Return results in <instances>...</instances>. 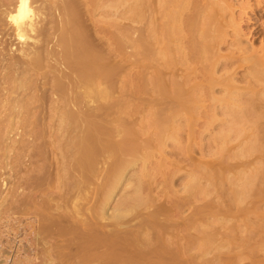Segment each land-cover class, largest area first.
<instances>
[{"label": "rangeland", "instance_id": "1", "mask_svg": "<svg viewBox=\"0 0 264 264\" xmlns=\"http://www.w3.org/2000/svg\"><path fill=\"white\" fill-rule=\"evenodd\" d=\"M140 1L27 0L31 24L20 35L10 16L19 0H0V264H264V79L255 80L248 63L233 68L245 91L230 100L241 118L225 112L228 99L215 104L226 118L206 100L202 111L195 109L202 114L209 103L207 114L220 112L216 119L195 114L188 120L182 108L185 119L180 111L182 118L174 115L175 102L154 84V47L142 52ZM257 21L243 23L245 35L255 31L246 47L264 45V15ZM61 31H69L64 39L70 41H60ZM82 74L98 83L97 94ZM123 144L140 149L116 187L109 180ZM108 184L116 190L101 216ZM81 187L76 208L67 198L80 197ZM122 197L136 202L124 204Z\"/></svg>", "mask_w": 264, "mask_h": 264}, {"label": "bare ground", "instance_id": "2", "mask_svg": "<svg viewBox=\"0 0 264 264\" xmlns=\"http://www.w3.org/2000/svg\"><path fill=\"white\" fill-rule=\"evenodd\" d=\"M152 0H141L140 2L142 3L141 6L142 8L140 7L139 10H142L143 12L139 13V15L141 14V18L143 17L144 21H143V24L145 25H142V22H141V25L145 28H141V30L143 29L144 33H142V39L143 42L145 43V47H142L144 43H142V48H143V51L142 52H145L144 53V56L148 55V52H150V46L151 47H154L152 52L153 54V51H154V54L156 56V67H157V70H158V80H154V84L155 82H157V85H159V89H160V92L162 94H169V96L173 99V101L175 102L176 104V109L178 108H182V112L185 111V115H187V119L190 120L189 118H192L193 120V115L197 116V118H200L203 116V118H205V115L207 116V118H215L216 119V114L218 115L221 111L220 114L224 115L223 113H228L229 116L232 117L233 115V118H235V116L237 117V115H239L238 117L241 118V116L244 114H242L241 110H240V114L239 113V109L237 107V110H236V103L233 102L235 101L236 99L234 97L237 98L236 94L238 92L237 95H238V98L240 97L241 94H243L244 92H241L240 89H239V86H238V81L236 83V80H234L235 76L238 77V72L236 73V71H234L235 68H237L239 70V68L243 67V63L245 62L246 64H250L249 68L251 69V71L249 70V68L247 69L248 71L247 72H250V74H253V76L255 77L254 79L258 81V78H262L264 79V76L262 77L261 75H264V45L261 44V42H259L260 44L258 46H254L253 43H251L250 46L247 45L244 46L243 44H245V42L248 39V36L247 33L245 35V28H244V25L243 23H247V22H252V23H257L258 19H262V16L264 15V0H155V5L153 4H150ZM154 1V0H153ZM152 1V2H153ZM151 2V3H152ZM151 5V7H150ZM152 5L156 8H154L155 11L152 12L151 10V13L149 9H152ZM16 11L14 13V15H10L11 16V19L13 20L14 24L16 25V27L19 29L20 31V35H23V26L24 25H29L31 23H29V21H31V19L29 20L30 18V8H29V5H28V2L27 0H19V3H18V6L16 7ZM109 13V12H108ZM32 14V13H31ZM138 15V16H139ZM9 16V17H10ZM152 17V20H151V17ZM109 17V16H108ZM154 19V20H153ZM111 20V19H110ZM141 20V19H140ZM28 21V22H27ZM152 21H153V26H152ZM263 22V21H262ZM244 23V24H245ZM249 24V23H248ZM247 24V25H248ZM263 23H260L258 26L262 25ZM246 25V24H245ZM64 27V26H63ZM257 25L254 27L256 28ZM253 28V27H252ZM251 28V29H252ZM22 30V31H21ZM65 30V29H64ZM72 30V29H71ZM252 31V30H251ZM251 36H253L254 38V34H255V31L251 32ZM264 31V30H263ZM63 32H66V31H61V33L63 34L60 35L59 39L61 41V37L63 38V41L64 42V38L66 37L67 39V36L68 35V32H66V34H64ZM71 32V31H70ZM93 32V31H92ZM249 33V34H250ZM65 35V36H64ZM72 35V34H71ZM141 35V34H139ZM144 35V36H143ZM95 36V35H94ZM105 36V35H104ZM247 36V38L245 37ZM89 37V36H88ZM141 37V36H140ZM69 38V37H68ZM92 38V37H91ZM107 38V37H106ZM71 39V38H70ZM77 39V38H76ZM98 39V38H97ZM101 39V38H100ZM252 39V38H251ZM94 40V39H93ZM244 40H246L244 42ZM254 40V39H253ZM262 40V39H261ZM260 40V41H261ZM55 41V40H54ZM66 42L67 41H70L69 39L68 40H65ZM75 41V40H74ZM91 41V40H90ZM102 41V40H101ZM101 41H99L101 43ZM154 44H152L151 43ZM252 41V40H251ZM264 41V40H263ZM262 41V42H263ZM61 42V43H62ZM76 42V41H75ZM109 42V41H108ZM244 42V43H243ZM65 43V42H64ZM71 43V42H70ZM110 43V42H109ZM112 43V42H111ZM68 44V43H67ZM102 44V43H101ZM104 44V43H103ZM149 44V45H148ZM64 45V44H63ZM66 45V44H65ZM67 47V46H65ZM76 45V44H75ZM105 45V44H104ZM62 46V44H61ZM110 46V45H108ZM99 47H102L101 45ZM104 47V46H103ZM110 48V47H109ZM103 49V48H102ZM108 49V47H107ZM145 49V51H144ZM152 49V48H151ZM69 50V49H68ZM92 50V49H91ZM93 52V51H92ZM109 52V51H108ZM141 52V53H142ZM68 53V52H67ZM106 53V52H105ZM149 53V55H150ZM93 55V54H92ZM106 55V54H105ZM109 55V54H108ZM108 55L106 57H108ZM90 56V55H89ZM143 54H142V58L144 57ZM153 56V55H151ZM150 56V57H151ZM95 57V56H93ZM148 58V56H147ZM154 58V57H153ZM146 59V58H145ZM150 59V58H149ZM105 60V59H104ZM108 60V59H107ZM106 60V61H107ZM154 60V59H153ZM94 61V60H93ZM141 61V60H140ZM148 61V60H147ZM105 63V62H104ZM147 63V62H146ZM150 63V61H149ZM92 64V62H91ZM108 63H106L107 65ZM234 64H236L234 66ZM142 65V64H141ZM70 66V65H69ZM73 66V65H72ZM81 66V65H80ZM233 66V67H232ZM246 66V65H245ZM78 67V66H77ZM82 67V66H81ZM95 68V66H92L91 68ZM98 67V66H97ZM156 67L154 68V71L156 69ZM235 67V68H234ZM248 67V66H247ZM68 68V67H67ZM72 68V67H71ZM234 68V69H233ZM245 68V67H244ZM69 69V68H68ZM229 69H232L229 70ZM236 69V70H237ZM67 70V69H66ZM90 70V69H89ZM107 72H108V69H106ZM149 70V69H148ZM231 71V73H229V71ZM97 71V70H96ZM95 71V73H97ZM99 71V70H98ZM105 71V69H103V72ZM153 71V72H154ZM222 71V74H220ZM256 71V72H254ZM78 72V70H77ZM76 72V74H78ZM100 72V71H99ZM102 72V71H101ZM100 72V73H101ZM225 72V74H224ZM253 72V73H252ZM258 74H255L257 73ZM63 73V72H62ZM67 73V72H66ZM71 73V72H70ZM80 73H82L80 71ZM79 73V74H80ZM84 73V72H83ZM243 73V72H241ZM65 74V73H64ZM90 74V73H89ZM88 74V75H89ZM224 74V75H223ZM237 74V75H236ZM248 74V73H247ZM246 74V75H247ZM255 74V75H254ZM93 75V74H92ZM97 75V74H96ZM100 75V74H99ZM106 75V74H105ZM104 75V76H105ZM227 75V76H226ZM241 75V74H239ZM245 75V74H244ZM242 75V76H244ZM249 75V74H248ZM259 77H258V76ZM81 76H85V74L81 75ZM91 76V75H89ZM103 76V77H104ZM252 76V75H251ZM252 76V77H253ZM75 77V76H74ZM93 77V76H92ZM106 77V76H105ZM236 77V79H237ZM251 77V79H252ZM258 77V78H256ZM77 78V77H76ZM80 81L84 79H82V77H80ZM85 78H87L85 76ZM91 78V77H90ZM90 78H87L85 80H83V82H86L85 84L88 85L87 86H91L90 88H93V89H90L92 90V92H94V81ZM249 78V77H248ZM261 78L259 80H261ZM156 79H157V76H156ZM243 79V78H242ZM247 79V78H246ZM245 79V80H246ZM100 80V79H99ZM111 80V79H110ZM73 81V80H72ZM97 81V79H96ZM101 81V80H100ZM248 81V80H247ZM76 82V80H75ZM79 82V81H78ZM83 82H81L83 84ZM245 82V81H244ZM80 83V82H79ZM250 83V82H249ZM255 83V82H254ZM75 84V83H74ZM96 84V83H95ZM98 84V83H97ZM96 84V86H97ZM101 84V83H100ZM263 84V83H262ZM85 85V86H86ZM94 85V86H93ZM106 85V84H104ZM236 85H237V88H236ZM240 85V84H239ZM248 85V83H247ZM246 85V86H247ZM251 85V84H250ZM84 86V85H83ZM95 86V88H96ZM244 86V85H243ZM242 86V87H243ZM171 87V88H169ZM218 87H221V91L222 89L224 88V93L225 95H218L217 92L219 91H216V89ZM223 87V88H222ZM245 87V86H244ZM241 89V90H244V89H247V88H244ZM85 88V87H84ZM99 88V87H98ZM100 88H103L100 86ZM106 88V87H105ZM240 88H241V85H240ZM89 89V88H88ZM104 89V88H103ZM102 89V90H103ZM110 88L108 87L107 90H109ZM233 89H235L234 91H232ZM90 90H89V93L87 91V93L90 95ZM101 90V89H100ZM219 90V89H217ZM238 90V91H237ZM251 90V89H250ZM254 90V89H252ZM83 91V90H82ZM216 91V92H215ZM85 92V91H84ZM97 94V90L95 91ZM107 92V91H106ZM158 92V91H157ZM169 92V93H168ZM252 92V91H251ZM258 92V91H257ZM264 92V91H262ZM102 93V92H101ZM100 93V95H101ZM104 93V92H103ZM215 93L217 95H215ZM223 93V94H224ZM86 94V93H85ZM87 94V95H88ZM94 94V95H95ZM160 94V93H159ZM158 94V95H159ZM220 94V93H219ZM240 94V95H239ZM249 94V93H248ZM86 95V96H87ZM88 95V97H89ZM93 95V94H92ZM103 95V94H102ZM255 95V94H254ZM163 96V95H162ZM95 97V96H94ZM165 97V96H164ZM166 97L168 98V96L166 95ZM228 97V98H227ZM247 97V96H246ZM251 97V96H250ZM255 97V96H254ZM259 97V96H258ZM91 98V96H90ZM171 98H168L172 101ZM231 98V99H229ZM234 98V99H232ZM162 99V98H161ZM225 99H228L226 100L225 102V105H224V108H228L227 110H229L228 112L225 111L223 112V110H219L220 109V106H219V109L216 108V106L218 105H215L217 103L221 104L223 103L222 100H225ZM253 99V98H252ZM257 99V98H256ZM96 100V99H95ZM209 101L211 102L210 104L213 103V108L211 107V105L208 103L209 106H207V104H203L204 105V108L206 107V109L203 110V113L201 114V112L199 113L198 115V111L197 109H195L196 107L199 109L200 107V110L203 108H201V105L202 103H204V101ZM230 100H233L232 102ZM260 100V99H259ZM163 101V100H162ZM170 101V102H171ZM205 101V102H206ZM219 101V102H218ZM174 102H171V104ZM217 102V103H216ZM228 102H231V105L234 103L236 106L235 109L233 107V105L231 106V109H230V105H228ZM240 102V101H239ZM91 103V102H90ZM162 103V102H161ZM238 104V103H237ZM243 104V103H242ZM264 104V103H263ZM200 105V106H198ZM222 105V104H221ZM228 105V107H227ZM246 105V104H245ZM249 105V104H248ZM196 106V107H194ZM239 106V105H238ZM90 107V106H88ZM212 108V109H216V110H219L216 114L215 112H213V110L211 112L214 113V116L215 117H212L213 113H211L210 111V115L209 113L207 114L208 112V108ZM232 107H233V110H232ZM243 107V106H242ZM192 108H194V114H193V110ZM211 108L209 110H211ZM223 107H221L222 109ZM223 108V109H224ZM244 108V107H243ZM247 108V107H246ZM245 108V109H246ZM180 109H178V111H173L174 112V115L176 114H181L182 112L180 111ZM214 109V110H215ZM225 109V110H226ZM241 109V107H240ZM175 110V109H174ZM192 110V111H191ZM207 110V111H206ZM230 110L232 111H236V112H230ZM181 113H180V112ZM195 111H197L195 113ZM202 111V110H201ZM206 111V112H204ZM243 111V110H242ZM187 112V113H186ZM235 113L237 115H235ZM91 114V113H90ZM184 113H182V116H183ZM171 115V114H170ZM184 115V116H185ZM201 115V116H200ZM209 115V116H208ZM227 115V116H228ZM248 115V113H247ZM263 115V114H262ZM93 116V115H92ZM181 116V115H180ZM181 116V118H182ZM183 116L182 119H185ZM226 116V114L224 115V117ZM226 116V117H227ZM174 117V116H173ZM172 117V118H173ZM176 117V116H175ZM224 117L221 118L224 119ZM225 117V118H226ZM229 117V118H231ZM246 117V116H245ZM169 118V116L167 117ZM180 118V119H181ZM208 118V119H209ZM220 118V117H219ZM232 118V119H233ZM176 118H174L175 120ZM238 119V118H237ZM172 120V119H171ZM212 120V119H211ZM234 120V119H233ZM142 121V120H141ZM168 121V119H167ZM149 122V121H148ZM160 123V122H159ZM156 124V123H155ZM227 124V123H226ZM229 124V123H228ZM137 125V123H136ZM141 125V124H140ZM165 125H167L165 123ZM163 126V125H162ZM230 126V125H229ZM140 127V126H139ZM138 127V128H139ZM143 127H144V124H143ZM156 127V126H155ZM165 127V126H164ZM231 127V126H230ZM230 127H228L230 129ZM137 128V127H136ZM135 128V129H136ZM146 128V126H145ZM157 128H159L157 126ZM240 128V127H239ZM144 129V128H143ZM228 129V130H229ZM124 130V129H123ZM138 130V129H137ZM147 131V129H144ZM223 130V129H222ZM227 130V131H228ZM235 130V129H234ZM253 130V129H251ZM114 131V129H113ZM143 131V130H142ZM145 131V132H146ZM168 131V130H167ZM226 131V132H227ZM230 131V130H229ZM247 131V130H246ZM140 132V131H139ZM141 133V132H140ZM140 133H136L139 137ZM156 133V132H155ZM163 133V132H162ZM251 133V131H250ZM144 134H147V133H144ZM166 134V133H165ZM176 134V133H175ZM240 134V133H239ZM156 135V134H155ZM154 135V136H155ZM96 136V135H95ZM134 136V135H133ZM146 136V135H145ZM144 136V137H145ZM152 136V135H151ZM153 136V138H154ZM125 137V136H124ZM141 137V135H140ZM148 137V136H147ZM229 137V136H228ZM122 138V137H121ZM150 138V137H149ZM152 138V137H151ZM158 138V137H157ZM160 138V137H159ZM142 139V138H140ZM147 139V138H146ZM165 139V138H164ZM134 140V139H132ZM137 140V139H135ZM144 140V139H143ZM152 140V139H151ZM155 140V138H154ZM158 140V139H157ZM177 140V139H176ZM124 141V140H123ZM146 141V140H145ZM149 141V140H148ZM150 142V141H149ZM160 142V141H159ZM167 143V142H166ZM175 143V142H174ZM126 144V143H125ZM125 144L122 145V150H127L122 151V154H121V149L120 148H117V146L119 144H117V146L115 147V149L117 148L118 150L116 151H119L120 149V155H122V157L120 155H118L117 153V156H120V163H119V168H117L116 171H118L119 169L121 170V168H123V170H121V172H116L114 171L113 172V168L115 166H113L111 172L109 171V173L112 174V172L114 173L113 178L110 177V180L113 179V180H109V183H112L114 180H121V177L123 178L124 175L122 176L121 173L126 169L125 167H127V164L128 163H133V161L136 159L137 157V154L139 153V145L136 144L134 145L133 147H128L127 146V149L126 147H123ZM129 144V143H128ZM156 144V143H155ZM121 145V144H120ZM119 145V147H120ZM130 145V144H129ZM150 145V144H149ZM115 146V145H114ZM138 146V148H137ZM90 148V147H89ZM129 148V149H128ZM144 148H146V146H144ZM148 148V147H147ZM152 148V147H150ZM112 149L113 146H112ZM114 149V150H115ZM115 151V152H116ZM144 151V150H143ZM148 151V149H147ZM159 151V150H158ZM92 152V151H90ZM90 152L87 151V157L86 159L89 160L88 158L92 156H90ZM94 152V150H93ZM92 152V153H93ZM96 152V151H95ZM112 152V151H111ZM83 153V152H82ZM89 153V154H88ZM113 153V152H112ZM146 153V152H145ZM162 153V152H161ZM124 154V155H123ZM83 155V154H82ZM93 155V154H92ZM104 156V155H103ZM126 156V157H125ZM141 156V154L139 155ZM142 157V156H141ZM83 158V157H82ZM85 158V156H84ZM83 158V160H84ZM103 158V157H102ZM85 159V162H87ZM122 160V161H121ZM125 160V161H124ZM91 161V160H90ZM105 161V160H104ZM110 161V160H109ZM126 163H124V162ZM106 162V161H105ZM104 162V163H105ZM145 163V161H143ZM142 162V163H143ZM162 162V161H161ZM170 162V161H169ZM108 163V162H107ZM111 163V162H109ZM114 163V162H113ZM124 163V164H122ZM160 163V162H159ZM115 164V163H114ZM118 164V163H117ZM174 164V163H173ZM105 165V164H104ZM112 165V164H111ZM121 165L123 167H121ZM129 165V164H128ZM107 166V165H106ZM145 166V165H144ZM165 166V165H164ZM88 167V166H87ZM92 167V166H91ZM100 167V166H98ZM110 167V166H109ZM121 167V168H120ZM130 167V165H129ZM143 167V166H142ZM160 167V166H159ZM108 168V167H107ZM116 168V167H115ZM125 168V169H124ZM145 168V167H144ZM92 169V168H91ZM147 169V168H146ZM161 169V168H160ZM164 169V168H163ZM168 169V168H167ZM119 170V171H120ZM107 171V170H106ZM82 172V171H81ZM80 172V173H81ZM161 172V171H160ZM108 173V172H106ZM119 173V175L116 174ZM97 174V172H96ZM109 174V175H111ZM124 174V172L122 173ZM78 175V174H77ZM80 175V174H79ZM81 176V175H80ZM120 176V177H118ZM139 176V175H138ZM117 177V178H116ZM162 177V176H161ZM79 178V177H78ZM116 178V179H115ZM125 178V177H124ZM123 178V179H124ZM141 178V177H140ZM81 179V177H80ZM107 179V178H106ZM86 180V179H85ZM84 180V182H85ZM116 182H120V181H117ZM125 180V179H124ZM139 180V179H138ZM82 182V180H80ZM93 181V180H92ZM80 184H83L81 183ZM115 181L113 182V184L111 185H114L116 183ZM142 182V181H140ZM139 182V183H140ZM168 182V181H167ZM210 182V181H209ZM87 183V182H86ZM126 183V182H125ZM85 184V183H84ZM202 184V183H201ZM75 185V184H74ZM93 185V184H92ZM99 185V184H98ZM126 185V184H125ZM133 185V184H132ZM150 185V184H149ZM204 185V184H203ZM80 187V185H77ZM82 186V185H81ZM85 186V185H84ZM108 187L109 190H107L108 188L106 189V192L107 194H105V188H104V191H102V194L105 195H101V204H99V209L103 208L105 206V204L107 203V201L109 202V197L112 198V194H110V192H112V190H116L115 186L117 187V185L115 184V186L113 187L114 189H111L112 187L108 184ZM120 186V185H119ZM127 186V185H126ZM89 187V185H88ZM134 187H137V186H134ZM76 190H77V187H75ZM125 188V187H124ZM86 188L84 187L82 189L79 190L80 191V197H77V193L75 194V197L73 196L74 194L70 195V196H73V198L71 199H68L67 200L70 202H73L75 203L74 206L76 208H78L77 206H80L79 204H77V202H79V200L75 201L77 198H80L81 200L83 199L84 195L82 194L83 192H85ZM103 189V187H102ZM75 190V191H76ZM82 190V192H81ZM93 190V189H92ZM95 190V189H94ZM101 190V188L99 189ZM129 190V189H128ZM78 191V192H79ZM109 191V192H108ZM88 192V191H87ZM139 192V191H138ZM137 190H136V194H138ZM134 193H135V190H134ZM134 193L132 194V196L134 195ZM141 193V192H140ZM143 193V192H142ZM82 194V196H81ZM85 194V193H84ZM60 195V194H59ZM86 195V194H85ZM93 195V194H92ZM111 195V196H110ZM124 195V194H123ZM131 195V194H130ZM139 195V194H138ZM137 195V196H138ZM66 196V195H65ZM131 196V197H132ZM135 196V195H134ZM53 197V196H52ZM69 197V196H68ZM87 197V196H85ZM125 197V196H124ZM129 197L133 203L136 202V198H131ZM149 197V196H148ZM152 197V196H150ZM91 198V197H90ZM102 198L104 201H102ZM105 198V199H104ZM123 198V197H122ZM128 198V199H129ZM50 199V198H49ZM53 199V198H51ZM94 199V198H93ZM149 199V198H148ZM66 200V202L68 203V201ZM74 200V201H73ZM99 200H100V197H99ZM121 200H125L124 198L121 199ZM131 200H125V203L124 204H128V203H131ZM135 200V201H134ZM139 200V198H138ZM137 200V201H138ZM147 200V198H146ZM145 200V201H146ZM47 201V200H46ZM117 201V200H116ZM53 202V201H52ZM63 202V201H62ZM93 202V201H92ZM140 202V200H139ZM151 202V201H150ZM46 203V202H45ZM56 203H59V202H56ZM73 203H70V205L72 206ZM97 203V202H96ZM105 203V204H103ZM132 203V204H133ZM138 203V202H137ZM60 204V203H59ZM77 204V205H76ZM86 204V203H85ZM84 204V205H85ZM88 204V203H87ZM87 204L85 206H87ZM95 204V203H94ZM121 204V203H120ZM140 204H142V201L140 202ZM139 204V205H140ZM48 205V204H47ZM53 205V203H52ZM63 205V204H62ZM82 205V204H81ZM83 205V206H84ZM103 205V207H102ZM138 205V204H137ZM72 206V207H74ZM91 206V204L89 205ZM133 206V205H132ZM145 206V205H144ZM66 207V206H65ZM71 207V208H72ZM72 208V210H76V208ZM93 207V206H92ZM98 207V205H97ZM95 206V209L97 208ZM133 207H136V206H133ZM139 207V206H137ZM141 207V206H140ZM59 208V207H58ZM45 209V208H44ZM43 209V211H44ZM90 209V208H89ZM100 209V210H101ZM137 209V208H136ZM62 210V208H61ZM78 210V209H77ZM76 210V212H77ZM88 210V209H87ZM106 210V209H105ZM47 211V210H46ZM73 211V212H74ZM84 211V210H83ZM90 211V210H89ZM102 211H104V209L101 210V213L100 215L102 216ZM116 211V210H115ZM118 211H121V210H118ZM123 211V212H122ZM121 212L124 214L127 212V210L124 212V210H122ZM138 211V210H137ZM59 212V211H58ZM71 212V211H70ZM79 212V210H78ZM40 213V212H39ZM92 213V212H90ZM51 214V213H50ZM49 214V215H50ZM74 214V213H73ZM76 214V213H75ZM84 214V213H83ZM118 214L120 215L121 213L118 212ZM117 214V217H120L119 215ZM97 215L99 216V213H97ZM124 215H127V214H124ZM124 215H121L124 216ZM51 216V215H50ZM60 216V215H59ZM63 216V215H62ZM77 216V215H76ZM80 216H83V215H80ZM99 216V217H101ZM115 217V215H113ZM112 216V217H113ZM52 217V216H51ZM111 217V218H112ZM116 217V218H117ZM48 218V217H47ZM71 218V217H70ZM98 218V217H97ZM110 218V219H111ZM65 219V218H63ZM89 219V218H88ZM119 219V218H118ZM112 220V219H111ZM117 220V219H116ZM127 220V219H126ZM148 220V219H147ZM146 220V221H147ZM48 221V220H47ZM76 221V220H75ZM83 222V221H82ZM49 223V222H48ZM118 223V222H117ZM147 223V222H146ZM71 224V222H70ZM84 224V223H83ZM77 225V224H76ZM85 225V224H84ZM87 225V224H86ZM126 225V224H125ZM152 225V223H151ZM113 226V225H112ZM47 227V226H46ZM140 227V226H139ZM77 228V226H76ZM80 228V227H78ZM44 229V228H43ZM71 229V228H69ZM111 229V228H110ZM138 229V227H137ZM142 229V228H141ZM140 229V230H141ZM83 230V229H82ZM113 230V229H111ZM128 230V229H126ZM72 231V230H71ZM81 231V230H80ZM84 231V230H83ZM150 231V230H149ZM124 232V231H123ZM122 232V233H123ZM147 232V231H146ZM74 233V232H73ZM72 233V234H73ZM76 233V232H75ZM84 233V232H83ZM90 233V232H89ZM111 233V232H110ZM114 233V232H113ZM141 233V232H140ZM164 233V232H163ZM87 234V233H86ZM91 234V233H90ZM109 234V233H108ZM142 234V233H141ZM144 234V233H143ZM123 235V234H122ZM126 235V234H125ZM124 235V236H125ZM90 236V235H88ZM92 236V234H91ZM110 236V234H109ZM40 237V236H39ZM56 240V239H55ZM80 240V239H79ZM84 240V239H83ZM112 240V239H111ZM110 240V241H111ZM82 241V240H81ZM106 241V240H105ZM112 242V241H111ZM110 242V243H111ZM127 242V241H126ZM66 243V242H65ZM79 243V242H78ZM106 243V242H105ZM45 244V243H44ZM121 244V243H119ZM70 245V244H69ZM78 245V244H77ZM124 245V244H123ZM127 246V245H126ZM124 246V247H126ZM153 246V245H152ZM75 247V246H74ZM151 247V246H150ZM37 248V247H36ZM48 248V247H47ZM77 248V247H76ZM113 248V247H112ZM115 248V247H114ZM120 248V247H119ZM152 248V247H151ZM127 249V248H126ZM46 250V249H45ZM59 250V249H58ZM76 250V249H75ZM79 250V249H78ZM113 250V249H112ZM144 250V249H143ZM47 251V250H46ZM65 251V250H64ZM38 252V251H37ZM42 253V252H41ZM49 255V254H48ZM68 255V254H67ZM76 255V254H75ZM122 255V254H121ZM73 256V254H72ZM106 257V255H104ZM130 256V255H129ZM133 256V255H132ZM135 256V255H134ZM112 257V256H111ZM121 258V256L119 257ZM129 258V257H128ZM136 258V257H135ZM143 258V257H142ZM69 259V258H68ZM118 259V258H117ZM106 261V260H105ZM113 261H115V259H113ZM122 261H124L122 259ZM127 261V260H126ZM138 261V259H137ZM147 261V260H146ZM155 261V260H154ZM111 262V261H109ZM125 262V261H124ZM158 262V261H157ZM116 263V262H115ZM125 263H130V262H125ZM168 263V262H167ZM118 264V263H117ZM159 264V263H158Z\"/></svg>", "mask_w": 264, "mask_h": 264}]
</instances>
